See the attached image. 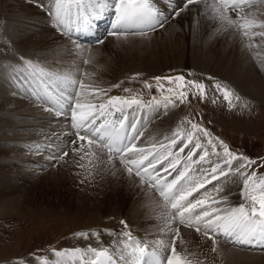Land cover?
<instances>
[{
  "label": "snow or ice",
  "instance_id": "1",
  "mask_svg": "<svg viewBox=\"0 0 264 264\" xmlns=\"http://www.w3.org/2000/svg\"><path fill=\"white\" fill-rule=\"evenodd\" d=\"M182 4L179 11L173 9L175 15L189 6L202 4L224 30L231 28L242 38L251 40L258 37L264 41V19H259L256 12L244 11L264 4V0H182ZM109 12L114 19L108 35L117 38L143 37L167 22L156 0H50V16L65 29L74 25L77 31L90 32ZM103 42L98 40V43ZM246 47L251 50L253 45L248 43ZM21 60L22 64L9 66L16 88L27 92L55 116L70 117L71 128L77 138L71 141L74 145L72 152L83 153L81 159L89 155L99 162H111L113 166L118 160L129 177L139 178L142 185L158 193L161 219L164 221L161 232L167 235V240L148 242L126 230L111 246L52 249L55 259L45 258L42 264H202L192 259L195 253L188 252L181 226L211 240L213 253L217 252L220 237L226 243L264 246V176L255 170L247 171L256 161L230 151L222 139L187 117L180 121V126L171 135L163 138V142L153 143L150 147L138 146L144 135L142 129L146 119L143 115L130 119L129 110L159 108L161 104L166 110L169 105L178 106L177 102L185 103L189 96L203 101L207 97L205 83L185 80L183 75L156 76L152 79L157 82V88H164L161 81H168L175 87L167 88L169 95L163 97V102L154 95L146 101L129 88L123 91L130 95L108 96V90L102 88L90 93L87 91L90 86L70 71H53L39 61L23 57ZM139 76L136 73L131 79L135 81ZM143 85L146 89L153 88L148 81H143ZM111 87L119 88L120 84ZM212 87L223 94L230 109L235 107L233 97L241 99L219 81ZM100 96L105 97L103 102L90 101V98ZM185 123L190 125L191 131L181 127ZM201 135L206 139L202 141ZM36 147L39 150V146ZM218 147L223 149L222 153L217 151ZM68 155L67 151L61 150L58 158L63 160ZM235 174L243 182L240 194L244 202L232 205L226 196L209 201L210 193L206 186L212 184L213 191L219 194L223 192L222 181L226 182ZM120 223L127 229L125 221ZM103 231L115 235L112 230ZM75 235L88 238L89 235L99 237L100 233L93 230Z\"/></svg>",
  "mask_w": 264,
  "mask_h": 264
},
{
  "label": "bare ground",
  "instance_id": "2",
  "mask_svg": "<svg viewBox=\"0 0 264 264\" xmlns=\"http://www.w3.org/2000/svg\"><path fill=\"white\" fill-rule=\"evenodd\" d=\"M6 1H8L9 3L8 4L6 2L7 6L9 7V13H6L7 19H12L10 21V27H13V34L16 33V35L18 36V42L16 44L18 45L17 48H20V50H17L15 47L8 48L11 49L9 51H14L17 54V56L12 59L13 61L11 65L22 64L23 61L21 60V57L27 60L39 61L42 64L50 67L53 71L72 72L73 74L77 75L85 85H88V83L90 82L91 87L87 89V91L90 93L94 92V89L96 88H102L108 90V96L130 95L129 93H125L123 91L124 88H129L132 89L133 92L139 93L141 99L147 101L151 99L150 92L148 93L146 88H144L143 82H124V80V83L121 84L122 77L126 75L125 73L130 72L131 69L138 66L143 67L142 70L134 72L144 71L145 73H148L147 71L150 70L151 67H155L154 65L157 64V62L155 63V61H157L155 56L158 57L160 54L162 55V53L167 54L169 53L168 51H172V49L174 48L169 46L168 38L172 40L173 38L175 39V37H178L176 36L178 31L183 33L187 31L188 33H190L191 31H195V42H191L185 48L189 51V55H191L189 59L192 62L191 64L194 63L196 64V66H201L200 68H205L206 71H210L212 75L220 76L229 80L233 84V86L236 85L242 90L245 89L250 93L252 92V94H254L253 96H256L257 98L258 96L264 98V63L261 62L262 60H264V53H262L263 48L262 50L260 49V51L254 48L258 45L260 46L263 41L256 37L252 38L251 40L246 37L242 38L239 32L234 31L231 28L224 30L218 20L211 18V11H206L204 5L202 4L192 5L186 8L187 10L184 12L186 14L185 25H174L172 22H169L166 26H168V30H170L171 32H168L166 37L164 36L158 38L157 36H155L158 34V32L156 33V29L154 30L155 32L148 31L146 36H128L127 39L122 37L117 38L109 36L107 34L105 36L106 39L104 40L103 44H96L98 43L96 42L91 45L89 49H85V47H83L84 42L82 41L91 38L83 37V32L77 31L74 25L68 29L57 25L49 14L50 0ZM158 1L159 0H156V2ZM163 4V7H158L165 16L166 14H168V9H170V11L173 13L174 8L179 11L183 6L182 0H171V3L169 2V0H166L165 2H163ZM36 6H38L40 9H43V15L42 11H40L38 7L35 8ZM256 6H254L253 8H245V13L256 12L257 8L258 10H262L260 7ZM164 8H166L167 10H164ZM230 14L235 16L234 13ZM110 15L111 12L106 14L101 21L97 22V28L101 27V32L110 31L108 24L105 21L106 18ZM167 19L168 22L170 19L168 15ZM99 35L100 33L97 32L96 37H98ZM66 38L72 41H68V39ZM188 41H190V38L188 39ZM248 43H251L253 46L254 43L255 45H258L254 46L250 50L248 47H246V44ZM182 46L180 48H182ZM149 52L150 55L148 56L146 54H143ZM154 52H158V55H155ZM171 53L173 56V52H170V54ZM180 53V49L174 50V61H171L173 62V64L177 63V61L180 62L183 59H180ZM35 54L38 55L37 58L35 57ZM83 58L89 61V63H85L84 69L81 67ZM165 62L163 64H165ZM166 65H168L167 62ZM170 65L171 64H169V66ZM164 67L162 66L163 69ZM162 68H160L159 70H161ZM134 72L131 71L130 73ZM8 77V75H4V77L0 75V88L4 89L5 87L7 90L15 91L16 86L13 82L10 83ZM10 79H12L11 76ZM116 84H120V87H111L112 85ZM71 90L72 89H69V91ZM248 92L245 91V94L249 97H252V95ZM20 94L21 98L19 99L18 96L11 97L8 93L5 94L3 90H0V129L4 128L7 130L29 131L30 129L40 128L44 132L43 137L33 138V136L27 135L25 134V132L13 134L11 138H9V136L5 137V134H2L1 131L0 159H13L17 160L18 163H25L28 158H31V155L29 156L22 154H24L26 151H31L32 149L37 150L36 146H39V150H37V152L39 151L38 153H41L40 150L45 147L46 143L50 145V143H48V140L51 139V136L62 137L65 133L62 134L61 132V130L64 129L63 124L58 122L54 124L51 123L52 119L55 120L54 118L56 117L53 112L46 111L45 106L42 107V105L38 103L27 92L20 91ZM104 99L105 97L100 96L99 98H90V101L103 102ZM31 101L35 103L37 102L38 104L31 105ZM161 101L163 102V100ZM26 103L29 106L26 105ZM9 105H13V107H10ZM164 112L165 114L161 118H158L159 114H162ZM138 115H143L146 121H149L150 123L146 131H144L145 127L142 129L144 131V135L141 137L140 143H142L144 139L149 140L146 143L141 144L143 147H150L153 143L163 142V138L165 136L171 135L172 131L175 130V127L172 123L174 113L169 107L165 110L162 104L159 108L154 107L147 109L129 110L130 119L132 116ZM57 117L66 119L67 121H65L67 122L68 128H71L70 117ZM30 118H33V121H30ZM13 120L17 121L14 122ZM18 120L22 121L19 122ZM64 132H66L65 129ZM66 134L67 136L69 135L68 133ZM67 136L63 137L66 138ZM53 144L56 143L51 142V146H49V148L47 147V150L51 151V149H61L63 145L61 143L58 145V148H55L52 147L55 146ZM68 152L69 157L71 156V154L75 155V160H69L70 170L69 168L67 170V166L64 168L62 167L63 169L59 170V173H64L66 174V176H69L71 173H73V175L75 174L76 176H78L79 179H77L79 181H85L88 179H90L88 181H94L95 179H99L100 177V175L96 174L102 172L101 174L103 175V178L106 176V189H102L103 191L101 192L103 193L101 194L102 201H110L109 204H111L110 206H106L105 208H98L100 209V211H98L96 214L91 213L87 217L81 218L83 219V226H86V224L94 225V227L90 229H87V227H85L86 229L82 232L91 233L93 230H95L100 233L99 237L89 235L88 238H83L76 236V233H74L70 237L68 236L66 239L60 242V249H71L75 247L86 248L88 245L97 248L101 246H111L112 242L118 239L121 232H114L112 230L115 235H109L107 232L103 231L105 229L102 228L101 225H104L103 227H108L109 222L112 223V217H110V219L107 221V224L101 223L98 220L100 218V213H106L105 216L111 215L113 216V218H115L114 216L116 214H119L118 212H120L121 215H126V219L131 224H133L134 227H136L135 229L127 228L126 230H130L133 236L139 237L142 240L148 242L155 241L151 238H144V236L141 235V232L143 234L145 231H143L142 229H147L146 227H152L154 225L153 221L157 220H159L160 227H164V222H162V219L160 218V197L154 191L150 190L147 185H142L139 181V178L129 177L126 171L122 169V166L118 161L113 166L111 162H108L106 160L104 162H99L94 157H91L89 155H84V158L81 159V155H83V153H74L72 152V149ZM41 155L42 153L33 155L34 159L31 160V164L35 163V166L37 168L44 162L42 161ZM213 159L216 158L213 157ZM4 162H0V206L10 205L11 207V205H16L13 204V201L16 200L17 196H15V192L17 189L20 190V187H18L15 182L9 181L7 177L4 176V172L7 168V163ZM80 165L84 166L80 167ZM15 174L16 173H12V175ZM15 176L18 179L24 180L21 174H16ZM78 180L77 183L79 182ZM213 184L215 183L213 182ZM54 186L53 188H55ZM206 187L210 193L209 196L212 199H214L213 197H217L218 195L226 196L229 199L232 195L231 188H226L224 182H222L223 195L221 193L217 194L215 191H213L212 184L207 185ZM108 189L110 190V193L106 194L105 190ZM2 192L9 194V199L4 198L3 195L5 194L2 195ZM213 192L214 194H211ZM101 195H98L99 198L101 197ZM108 196H110V199H108ZM234 197H231V199H233ZM234 202H231L232 205L236 204ZM20 204L22 203H18V205ZM90 209L94 212L95 208L93 207ZM144 225H146V227H144ZM139 228L142 229L139 230ZM182 233V237L186 242L185 246L188 252L195 253V256L192 257L194 261L198 260L202 262V264H264V252L262 254H259L247 250V252L241 251L237 248L229 249L226 245L219 242L217 252L213 253L210 252L212 247L211 240H207L200 236L201 240L198 243L196 239L197 233H195L191 229H182ZM161 237L167 240L166 235L162 232ZM238 245L242 247L249 246L251 248L264 247L256 243H253L251 245ZM47 259H55V257L52 254L50 257H47ZM0 264L6 263L1 262ZM31 264H42V262L40 263V260H38Z\"/></svg>",
  "mask_w": 264,
  "mask_h": 264
},
{
  "label": "rangeland",
  "instance_id": "3",
  "mask_svg": "<svg viewBox=\"0 0 264 264\" xmlns=\"http://www.w3.org/2000/svg\"><path fill=\"white\" fill-rule=\"evenodd\" d=\"M6 2L8 3V1L6 0H0V75L2 77H4V75L6 76L8 75L9 76L8 79L11 83L13 81L12 79H10L11 70L9 66L13 61L12 59L15 58L17 54L14 51H9L11 49L8 48L15 47L17 50H20V48H17L18 45L16 44L18 42V36L16 35V33L13 34V27H10L11 24L10 21L12 19L10 18L7 19L6 13L9 11V7L7 6ZM162 4H163L162 0H159L157 2V6L159 7H161ZM258 5L259 6L256 7H260L262 10L260 9L258 10L257 8L256 13L257 15H259L260 19H264V15H261V13H264V4H258ZM37 7L38 6H36L35 8ZM186 10L187 9L180 11L179 15H175L174 12L169 13L168 15L170 17L169 21L166 22L162 28L159 29H157L158 27L156 28V33L158 32V34L155 36H157L158 38L164 36L166 37L167 33L171 32L170 30H168L169 29L168 26H166L169 22H172L174 25H178V24L185 25L186 14L184 12ZM40 11H42V15H43V9H40ZM194 32L195 31H191L190 33H188L187 31L183 33L178 31V33L176 34V36L178 37H175V39L173 38L172 40L168 38L169 46L174 47L172 51H168L169 52L167 53L168 55L162 53V55L160 54L158 57L155 56V58L157 59V61H155V63L157 62V64L154 65L155 67H151L150 70L147 71L148 73H145L144 71L134 72L139 70L141 71L143 67L138 66L136 68H133L131 69V71L134 73H130L131 71L125 73L126 75L122 77V81L124 80H125L124 82L133 81L131 78L134 76V74L139 73L140 76L137 77L135 82L148 81L149 83H151L153 85V88L146 90L148 93L150 92V98L154 95L158 100H163V97L165 95H169V93L167 92V88L170 86H167V84H165L163 89L157 88V82L152 79L153 77L156 76L174 77L178 75H183L185 77V80L194 79L205 83V85L207 86L206 88L207 97L203 101H201L199 98H193L192 96H189L188 101H186L183 104L177 102L178 106L176 107H172L171 105H169V108H171L174 113L172 123L175 129L178 126H180V121L183 120L185 117H187L188 120L192 122L200 123L202 127L206 128L213 136L219 137L225 143H227L228 146L230 147L233 146L232 147L233 150L230 149L229 147L230 151L236 153L237 155H241L242 153L246 157L251 155L249 156V159L256 161V164L251 165L247 169V171L251 172L252 170H255L258 173V175L264 176V98L260 96H258L257 98L256 96H253L254 94H252V92L250 93L245 89L242 90L238 88V86L236 85H235L236 87L233 86V84L229 80L220 76L212 75L210 71L208 70L206 71L205 68L204 69L200 68L201 66H196V64L194 63L191 64L192 62L191 60H189L191 55H189L188 53L189 51L186 50L185 48L191 42H195L196 33ZM105 35L106 34H103L97 40L85 41L83 43L84 45L83 44L82 45L83 47H85V49H89L91 45L98 42V40L103 38ZM190 35L193 36L191 37ZM188 37L190 38V41H188L189 39ZM105 39L106 37L102 40L104 41ZM68 41H72V40L68 39ZM170 42L171 43L174 42L172 43L173 45ZM257 45L258 44L255 45L254 43V46ZM181 46L182 48H180ZM254 48L258 49L259 51L260 49L262 50L263 48L262 53H264L263 52L264 41L260 44V46L258 45L257 47ZM175 49L181 50L179 56L180 59L182 58L185 59V60L183 59L181 60L183 62L177 61V63L175 64L171 62L172 60L174 61L173 56ZM170 52H173V56L172 53L170 54ZM154 53L155 55H158L157 54L158 52H154ZM143 54L144 55L146 54L148 56L150 55V52ZM37 56L38 55L35 54L36 58ZM82 60L85 61L86 59L83 58ZM83 61L81 67L84 69L85 63H83ZM165 61L167 62L168 65H166ZM168 61H170L171 63ZM164 62L165 64H163ZM184 62L186 65L184 64ZM169 64L171 65L169 66ZM162 66L163 67L165 66L164 69L162 68ZM160 68L162 69L159 70ZM208 77H212L213 79L210 80L208 79ZM217 81L221 82L223 85H227L230 89L233 90V92L236 95H238L241 98L240 100H236L234 97L232 98V103L235 105V107L230 109L228 102L223 99V94L217 92L212 87V85ZM88 85L90 86L91 83L89 82ZM0 90L1 91L3 90L5 94L8 93L11 97L18 96L19 99L21 98L20 91L17 88L15 91L7 90L5 87L4 89L0 88ZM245 91L250 93L252 97L247 96L245 94ZM213 100H215L216 102L213 103L212 102ZM27 103L26 105L29 104ZM30 103L31 105L38 104L37 102L35 103L33 101H31ZM245 104H247L246 107H244ZM9 106L13 107V105H9ZM164 114L165 112L159 114L158 118H161ZM54 119L55 120L52 119L51 122L52 124L57 122L63 124L64 129L66 131L64 132V129L61 130L62 134L65 133L63 136H67L66 133H68L69 135L67 136L68 138L67 137L65 138L63 136L59 137V136L49 135L51 136V139L48 140V143H50V145L46 143L45 147L43 148L44 150L45 149L46 150L45 151L43 149L40 150V152L42 153L41 155L42 161L44 162L40 164L38 168L35 166V163L31 164V160L34 159L33 155L41 154L38 153L39 151L37 152V150L34 149L28 152L26 151L24 154H22L29 156L31 155L30 156L31 158H28L27 161H25V163H18L17 160H13V159H8V160L0 159V162L3 163L5 161L4 163H7L6 165L7 168L4 172V176H6L9 181L15 182L18 185V187H20V190L17 189L15 192V196H17L16 200L13 201L14 203L12 202L17 206L11 205L12 208L10 207V205L0 206V263L2 262L6 264L8 263L19 264L20 261H23V264H31L38 260H40L41 263L43 259L50 257L53 254L51 251L52 249L59 250L60 242L66 239L68 236L70 237L74 233H79L84 231L86 229L85 227H87V229L94 227V225H88V224H86V226H83L82 223L83 219L81 218H85L91 213L96 214L98 211H100V209L98 208H105L106 206H110L111 204V203L109 204L110 201H104V202L102 201L101 194L103 193L101 192L103 191L102 189L105 188V178H106V176L103 178V175L101 174L102 172L96 174V175H100V177L99 179H95L94 181H88L90 179L85 181L82 180L79 181L78 176H76L75 174L73 175V173H71L69 176H66V174L64 173L62 174L59 173V170L63 169L66 166H67V170L68 168L70 170L69 160L70 161L75 160V155L73 154H71L70 157L68 155L63 160H60L58 158L60 151L61 150L67 152L70 151L74 147L71 141H74L77 138H75L76 136L74 135V130L72 128L70 129L68 128L66 119H61L60 117L57 116ZM16 121L17 120H15L14 122ZM18 121L21 122L22 120H18ZM30 121H33V118H30ZM149 125H150L149 121H146L144 124L145 127L144 131L148 129ZM181 127L185 131H191L190 125L187 123H185ZM1 131L2 134H5V137L9 136V138H11L13 134L25 133V132H26L25 134L31 135L33 136V138H41L43 137V133H44L40 128L30 129L29 131L7 130L1 128L0 132ZM205 139L206 138H203L201 140L203 141ZM144 140L142 141V143H146L147 141H149L148 139H146L145 141ZM51 142L56 143L53 144L55 146H52L55 148H58V145L62 143L63 144L62 148L61 149L58 148L55 150L51 149V151L47 150L49 146H51ZM142 143L139 142L138 146L143 147L141 145ZM217 151L222 153L223 149L218 147ZM243 151H246L249 155H247ZM12 173L21 174L24 180L18 179L15 176L16 174L12 175ZM77 180L79 181L78 183ZM222 182H224L226 188L228 187L231 188V192H232L231 197L235 196L233 199H231L230 197L228 199V203L232 204L231 203L232 201L233 202L237 201L234 203H236L235 205H238L239 201L244 202L240 194L243 188V182L238 174L231 176L226 182L225 181ZM53 186L55 188H53ZM149 189L154 191L151 188ZM109 191H110L109 189L105 190V193L108 194L110 193ZM92 192L95 193L93 194ZM201 192H203V190ZM156 194L158 195V193ZM211 194H214V192ZM221 194L223 195V192H221ZM2 195L6 199H9L10 197L9 194H6L5 192H2ZM98 195H101V197L99 198ZM218 196L213 198H218ZM108 199H110V196H108ZM208 199L211 200L212 198L209 196ZM18 201H20L22 204L18 205V203H20ZM21 205L23 206V209ZM93 207L95 208L94 212L90 209ZM118 213L120 215L116 214L114 216L115 218H113V216L111 215L105 216L106 213H100L99 214L100 218L98 220L101 223L107 224V221L110 219V217H112V223L109 222L108 227H103L104 225H101V227L107 230H113L114 232H123L126 231V229L120 222L125 221L127 223V228H132V229L136 228L126 219V215L123 214L121 215L120 212ZM153 222L154 225L152 227H146V225H144V227H146L148 230L145 228L144 229L139 228V230L142 229L143 231H145L143 234L141 232V235H143L144 238H151L153 240L164 239L163 237H161V229L163 227L162 226L160 227L159 220ZM162 222L164 221L162 220ZM185 228L186 227L181 226L180 228L181 234H183L182 229ZM196 239L197 242L199 243L201 240L199 234H197ZM219 242L226 245L229 249L237 248L241 251L247 250L259 254H262L264 252L263 247L251 248V247H242L233 243H226L224 242L223 237L219 238Z\"/></svg>",
  "mask_w": 264,
  "mask_h": 264
}]
</instances>
